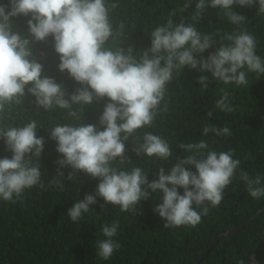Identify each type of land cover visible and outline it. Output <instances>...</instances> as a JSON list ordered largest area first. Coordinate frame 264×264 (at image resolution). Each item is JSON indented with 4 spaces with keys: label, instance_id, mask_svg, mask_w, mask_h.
<instances>
[{
    "label": "clouds",
    "instance_id": "obj_1",
    "mask_svg": "<svg viewBox=\"0 0 264 264\" xmlns=\"http://www.w3.org/2000/svg\"><path fill=\"white\" fill-rule=\"evenodd\" d=\"M254 4H258V13L264 14V0H210L208 4L198 0L193 19H199L206 8H218L230 23L240 25L245 17L235 13L233 5ZM7 7L10 10L6 13V6L0 5V114L6 106L20 105L26 90L38 108L65 109L69 117L78 121L81 117L73 105L90 106L94 101L107 99L97 124H57L50 130V139L56 142L55 150L62 157L56 161V177H64L61 169L68 167L71 171L67 180H75L77 173H83L99 181L94 193L68 209L71 221L76 222L83 213L93 210L90 206L97 204L98 198L105 205L118 206L121 212L135 214L141 201L159 192L162 202L154 212L165 222L164 228L195 227L210 207L221 203L241 161L233 159L231 150H207L204 140L178 144L188 155L177 158L169 171L160 167L151 182L139 166L128 170L114 165L129 161L125 142L130 139L137 141L133 146L137 157L168 161L173 156L169 143L160 135L145 132L141 137L138 130L153 124L174 73L179 74L187 66L210 73L215 81L225 85L237 86L248 84V73L264 74V60L256 54L257 41L252 34L247 30L226 34L223 39L229 43L220 44L203 58L202 54L216 42L214 34H202L193 24H174L169 19L151 32L150 48L134 54L131 46H106L122 34L113 31L109 19L110 10L116 5L107 4L106 0H9ZM188 7L186 2L180 11ZM17 16L30 17V39L13 31L11 18ZM49 37L59 58L58 71L66 72L80 85L70 95L62 84L43 74V64L32 55L31 45ZM197 83L207 89L208 76L201 75ZM215 106L221 111L233 110L227 91ZM208 116H212L211 111ZM100 127L102 131L98 130ZM209 133L231 134L228 127L205 125L202 135ZM0 139L12 153L11 158H0V199L13 201L33 186L43 187L39 163L32 160L40 158L45 145L44 138L37 136V122L0 127ZM240 179L246 181L251 197L264 196V186H260L264 177L251 179L241 172ZM178 189L183 190L182 194ZM200 206L203 207L198 212L196 208ZM118 227L113 222L101 228L106 239L97 243V255L103 260L121 247L112 239ZM249 259L256 264L254 256ZM237 264L245 262L241 259Z\"/></svg>",
    "mask_w": 264,
    "mask_h": 264
},
{
    "label": "trees",
    "instance_id": "obj_2",
    "mask_svg": "<svg viewBox=\"0 0 264 264\" xmlns=\"http://www.w3.org/2000/svg\"><path fill=\"white\" fill-rule=\"evenodd\" d=\"M186 2L189 7L180 11ZM197 2L106 0L107 4L116 5L109 12L113 31L122 33L106 46L113 49L131 46L134 54L142 52L150 48L151 32L171 19L174 24L181 21L186 25L193 24L202 34H214L216 42L202 54L203 58L220 44L229 43L223 39L226 34L247 30L256 38V54L264 60V14L258 13V4L251 7L233 5V11L245 17L242 24L234 25L218 8H206L199 19H193ZM209 2L205 0L206 4ZM0 5L6 6V13L10 10L7 7L9 0H0ZM29 18L13 17L11 23L13 31L30 39ZM31 51L43 64V74L62 84L69 95L80 87L66 72L58 71L59 58L51 37L32 44ZM201 75L209 78L207 89L197 83ZM173 77L153 124L138 130L141 137L145 132L160 135L169 143L173 156L168 161L137 157L133 152L137 141L130 139L125 142V156L129 161L114 166L128 170L139 166L148 173L151 182L160 167L169 171L177 158L188 155L177 147L178 144L204 140L207 150L217 153L231 150L233 159L241 161L232 183L224 190L221 203L214 208L209 206V213L202 215L195 227L164 228L165 222L154 212L162 202L159 192L141 201L135 214L121 212L118 206L105 205L98 198L97 204L90 206L93 210L83 213L80 220L71 221L68 209L85 195L94 193L99 181L83 173H77L75 180H67L71 171L68 167L61 169L64 177H56V161L62 157L55 150L56 142L50 139V130L57 124H97L107 99L94 101L90 106L73 105V110L81 117L78 121L69 117L65 109L45 111L38 108L35 98L26 90L20 105L6 106L5 112L0 114V127L23 126L32 120L37 122V136L44 138L45 145L40 158L32 157V160L39 163L43 187L33 186L13 201L0 199V264H237L241 259L245 264H251L249 258L252 256L256 264H264V196L251 197L246 181L240 179L241 172H246L251 179L257 175L264 177V74L248 73V84L241 86L225 85L215 81L210 73L190 70L187 66ZM225 91L229 93L233 109L230 112L215 106ZM205 125L228 127L231 134L204 136ZM11 155L0 139V158H11ZM260 186H264V180ZM178 191L182 194L183 190ZM202 207L196 210L199 212ZM113 222L119 227L112 239L121 247L108 260H103L97 255V243L106 239L102 226H110ZM239 226L238 230L226 234Z\"/></svg>",
    "mask_w": 264,
    "mask_h": 264
},
{
    "label": "water",
    "instance_id": "obj_3",
    "mask_svg": "<svg viewBox=\"0 0 264 264\" xmlns=\"http://www.w3.org/2000/svg\"><path fill=\"white\" fill-rule=\"evenodd\" d=\"M239 228H241V226L231 229V230L228 231L226 234L228 235V234H230V233H232V232L238 230Z\"/></svg>",
    "mask_w": 264,
    "mask_h": 264
}]
</instances>
